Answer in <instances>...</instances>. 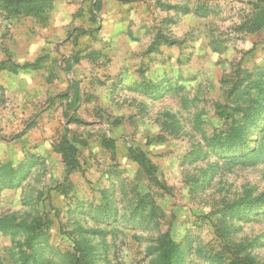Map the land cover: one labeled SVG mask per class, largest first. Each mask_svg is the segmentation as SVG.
<instances>
[{
  "label": "rangeland",
  "instance_id": "374dc122",
  "mask_svg": "<svg viewBox=\"0 0 264 264\" xmlns=\"http://www.w3.org/2000/svg\"><path fill=\"white\" fill-rule=\"evenodd\" d=\"M262 7L1 5L0 264H73L84 247L90 264H154L162 234L185 248L182 264H264V197L232 205L264 196ZM248 107L243 141L213 143Z\"/></svg>",
  "mask_w": 264,
  "mask_h": 264
},
{
  "label": "trees",
  "instance_id": "16d2710c",
  "mask_svg": "<svg viewBox=\"0 0 264 264\" xmlns=\"http://www.w3.org/2000/svg\"><path fill=\"white\" fill-rule=\"evenodd\" d=\"M53 1L54 0H0V6L2 5L3 7H8L12 14L35 15L40 13L44 8L49 7ZM261 15H264L263 7L256 16V19H258V26L264 20V16ZM240 87V83H238L237 88L239 89ZM254 87H257V89L263 92V89L259 84H256ZM238 109L239 111H242L243 114L241 116V121L228 128L227 130L214 134L212 139L213 143L217 145L233 146L243 141L247 133L248 122L255 121L256 117L255 112H253L250 107L243 110H241V108H237L236 110ZM63 144L66 145L64 146L68 150H62L61 155L63 162L65 163L68 170H73L79 167V161L76 156V148L67 140H64ZM263 197L264 196L262 195L253 198L245 197L237 202H234L232 205L238 207V209L240 210L247 209L248 207L259 205L263 200ZM137 211L138 209L134 210L135 213H137ZM155 249L157 251V257L154 264H182L185 256V248L172 241L168 236H166V234H162L158 238V244ZM74 253L75 254L72 255L73 264H90L89 256H91L93 253L91 247L78 248ZM203 256L210 257L208 254H204ZM211 259L220 263V259L222 258L220 254H215L211 257ZM27 262V259H23L22 264H26ZM233 264L235 263L233 262ZM244 264L257 263H255L251 259H247Z\"/></svg>",
  "mask_w": 264,
  "mask_h": 264
}]
</instances>
